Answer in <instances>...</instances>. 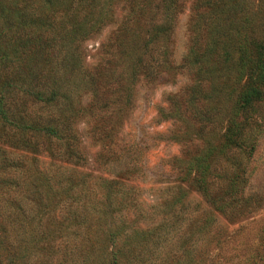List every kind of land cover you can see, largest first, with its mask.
Returning <instances> with one entry per match:
<instances>
[{
	"label": "rangeland",
	"instance_id": "obj_1",
	"mask_svg": "<svg viewBox=\"0 0 264 264\" xmlns=\"http://www.w3.org/2000/svg\"><path fill=\"white\" fill-rule=\"evenodd\" d=\"M78 1L0 0V33L4 28L8 29L3 17V12L6 11L7 21L10 23L8 34L11 39L9 43L11 51L20 47L15 46L16 40H23L30 34L24 27L26 14L35 15V21L38 23L34 45L27 56L29 64L26 66L24 63L21 66V70H25V75L37 74L43 63L42 61L40 64V10L51 14L56 28L59 26L60 16L68 17L67 29L71 27L76 15L79 16L78 21L90 20L84 25V29H88L86 38L82 37L85 40L70 43L69 47L63 44L65 34L61 29H56L55 35L49 32L41 33L42 44L48 43L53 46L50 55L52 70L45 76V80H49L47 84L51 85L56 77L63 83H71L74 76L69 72V68L74 55L78 53V56L82 57L85 69L90 72L87 78L93 82L94 89L97 85L99 87L96 96L91 92H80L73 85L69 87L73 105L76 110H80L74 122V131L78 137L76 150L84 159H78L79 155L71 159L65 150H62V143L40 137L36 139L34 149L16 152V160L24 162L22 170L13 165L9 172L3 173L0 168V192L12 190L9 196L6 194L0 198L1 203L7 206L9 202L18 199L17 205L23 206L24 211L29 212L31 220L38 217L40 209L42 223L40 232L47 233V236L53 235L52 237L56 239L50 246L46 244L47 249L40 253L37 262L39 264H62L66 260L71 262L72 251L69 248L76 247L79 257L87 258L89 264H97V256L103 253V237L100 234L96 235L95 228L98 224L95 222L101 204L105 201L106 189L102 186L104 180L115 181L119 184L118 189L121 188V193L114 196L116 201L125 207L123 214L117 216L120 222L137 227L136 229L153 227L161 220L157 218V214L151 213L152 206L167 204L163 212L169 219L175 211L188 208L194 213L195 218L189 226L186 221L178 232L181 236L178 241L180 247L191 238L196 243V230L201 220L207 216H216L219 225L212 222L209 229L214 234L223 230L235 232L242 228L241 235L235 240L232 239L233 241L231 240V243L221 251L222 257L217 264H245L248 259L251 262L249 257L252 261H258L262 256V252H258L260 239L264 237V138L252 164L256 173L248 189L249 193L259 195L262 203L251 213L238 216L236 214L237 217L228 220L220 213H216L203 196L182 183L186 166L196 156V147L201 150L205 146L196 140L198 129L204 124L195 117L196 112L184 104L192 77L187 69L183 68V62L191 46L192 30L197 29L201 32L198 39L202 46H206L211 42L208 38L207 28H210L208 24L213 23L211 27L219 24L225 31L224 35H228V23L223 17L216 23L215 20L208 18L201 23L200 18L196 16V0H179L175 16L169 20L173 25V35L167 46L170 64L167 67L158 66L154 76L145 78L141 74L134 79L130 74L131 62L125 59L123 52L120 53L121 49L117 48L118 39L114 32L121 22L133 11L136 13V10L138 14L141 13L142 23L167 21L164 19V5H157L154 8L158 0H131V4L127 0H116L114 20L99 30L97 26L91 24L94 19L92 16L89 19L88 14L91 10L87 6L80 8ZM95 1L96 6L91 5L95 7L92 11L99 15L101 5H104L106 0ZM140 3L143 6L142 10H138ZM148 3L152 5L150 14L147 9ZM201 25L202 30L199 28ZM141 36L142 39L139 36L138 39L132 40L133 43H143L144 36ZM110 39L113 43L111 46L108 45ZM222 40L229 42L226 36ZM101 64L107 69L106 77L95 75ZM217 83L224 90L230 82L225 77ZM174 96L180 99L177 116L171 112ZM22 100L29 113L40 112V116L44 118L51 113L58 114V109L41 108V104L39 108L29 99ZM89 102L95 105L92 109L94 116L89 119L82 118L79 105L86 106ZM220 104L223 111L227 112L231 108V102L224 97L220 99ZM99 106L106 107L104 110H98ZM224 119L225 115L221 118L222 124H218L216 129L205 130L204 138L209 143L220 144ZM176 136L179 140H176ZM7 147L0 144L2 151ZM5 177L11 178L13 183L3 182ZM70 184H76V188L66 195ZM17 185L18 188H15ZM128 188H136L135 194H128ZM186 194V199L177 202L180 195ZM70 197L72 199L75 197L77 201L73 203L74 200ZM65 199H68L67 202ZM48 205L57 207L55 210L43 208ZM7 207L9 210L13 208L17 211L14 204ZM143 209L147 214L144 215ZM148 215L151 217L150 223L154 221L153 224L145 223ZM74 216L77 220L70 222V218ZM0 217L5 219V221L0 219L3 221L0 224V237L4 233L10 241H20L22 237L19 233L23 227L21 217L13 215ZM83 217L84 224L79 225ZM61 225L65 230L58 229ZM179 245L175 246L165 259L180 258L183 248L180 249ZM179 249L180 252L177 253ZM194 250L196 255V248ZM141 251L140 246L135 250V255H139ZM174 260L171 259L168 264H174Z\"/></svg>",
	"mask_w": 264,
	"mask_h": 264
},
{
	"label": "trees",
	"instance_id": "obj_2",
	"mask_svg": "<svg viewBox=\"0 0 264 264\" xmlns=\"http://www.w3.org/2000/svg\"><path fill=\"white\" fill-rule=\"evenodd\" d=\"M158 1L154 8L157 5H164V19L167 21L142 23L141 13L138 14L136 10V13L133 11L127 16L114 32L118 39L117 48H120L123 57L131 62L132 73L130 74L134 79L141 74L145 78L154 76L158 71V66L167 67L170 64L167 46L173 35V25L169 20L174 18L179 0ZM95 2V0H79L77 4L80 8L87 6L91 10L88 14L89 19L94 18L91 24L100 30L114 20L116 0H109V2L106 0L105 4L101 5L102 10L99 15L92 11L95 7L91 5L96 6ZM127 2L131 4V0ZM141 4L138 10L143 9ZM147 9L150 14V9H152L150 3ZM196 16L200 18L201 23L207 18L215 20L216 23L220 17H223L229 29L228 35H224L225 31L219 24L215 27H211L213 23L208 24L210 25V28H207L208 38L211 42L206 46H202L198 39L201 32L197 29V31L192 30L191 46L183 62V68H186L192 77L184 104L196 112L195 117L204 124L198 129L196 140L201 141L205 146L201 150L196 147V156L186 166L182 183L203 196L216 213L232 220L238 215L251 213L262 203L259 195L249 193L248 189L256 173L252 164L264 138V0H196ZM3 17L9 29L10 23L7 21L6 11L3 12ZM78 18L79 16H74V22L67 29L68 17L60 16L59 26L56 28L51 14L40 10V64L42 61L43 63L37 74L27 73L25 75V70H21L24 63L26 66L29 64L27 56L34 45L35 30L38 28L35 15L26 14L24 17L25 30L30 34L23 40L15 41V46H20L15 51L10 50L11 39L8 29L4 28V31L0 33V140H2L0 144L8 146L4 151L0 149V168L3 173L9 172L13 165L22 170L24 162L16 160V152L34 149L36 139L40 137L62 143V150H65L71 159L79 155L76 150L78 137L74 131V122L80 110H76L73 105L69 87L73 85L80 92H91L93 96L97 95L99 87L97 85L94 89L93 82L87 78L90 72L85 69L82 57L78 56V53L74 55L69 68V72L74 76L73 81L63 83L59 77H56L51 85L47 84L49 80H45V76L52 70L50 55L53 46L48 43L42 44L41 39V33L49 32L55 35L56 29H61L65 34L63 38L65 47H69L70 43L85 40L88 29H84V25L90 20L78 21ZM201 27L203 29V25L199 26L200 29ZM141 35L144 36L143 43H133L132 40L138 39L139 36L142 39ZM225 36L229 39L227 43L222 40ZM112 44V39H110L108 45ZM70 54L73 55V53ZM105 73L107 74V69H104L101 64L96 69L95 75L102 77ZM225 77L230 83L223 90L216 82ZM223 97L231 102V108L227 112L220 107V99ZM22 99H29L38 106L41 104V108L58 109V114L51 113L44 118L40 116V112L29 113ZM172 105L171 112L177 116L180 105L178 96L173 97ZM79 106H81L82 118H93L94 110L92 109L95 107L93 103L89 102L86 106ZM105 107L99 106L98 110H104ZM223 115L225 119L221 142L220 144L209 143L204 138L205 130L207 128L216 129L218 124H222ZM176 140H179L178 136ZM79 156L78 159H84L83 156ZM3 182L13 183V180L5 177ZM102 186L106 189L105 201L99 209L95 222L98 224L95 233L103 237V253L100 256L97 254V264H168L171 259H175L174 264H217L222 257L221 251L231 243L232 239L235 240L241 235L242 228L235 232L223 230V232L214 234L209 229L212 222H217L219 225L218 218L207 216L197 227L196 243L192 238L188 239L187 243L181 245L183 251L180 258L165 259L168 253L179 245L178 241L181 236L178 232L186 221H188V226L190 225L195 218L194 213L188 208H181L175 211L169 219L163 212L167 204L161 203L150 208L151 213L157 214L161 222L153 227L136 229L137 227H132L123 221L120 222L117 218L120 213L123 214V208H125L114 198L121 193V188L117 187L119 184L115 181L104 180ZM15 188H18V185ZM75 188L76 184H70L66 195ZM128 190L127 193L133 195L136 188H128ZM11 193L12 190L0 192V198L2 199L6 194L9 196ZM186 197L187 194L180 195L177 202H181ZM67 200L65 199V202ZM72 200H74L73 203L77 201L75 197ZM11 202L8 205L14 204L17 211L13 208L9 210L8 205L4 206L0 200V216H20L23 227L19 235L22 238L20 241L15 240L16 243L10 241L1 232L0 264H39L37 258L42 251L47 249L46 244L50 246V243L56 239L52 237L53 235L47 236V233L40 232V209L38 217L31 220L29 212L24 211L23 206L17 205L18 199ZM56 207L48 205L43 208L55 210ZM145 214L147 213L144 210ZM146 218L148 219L145 223H154V221L150 223L149 215ZM0 219L5 221L1 217ZM71 220L75 221L77 218L74 216L70 218V222ZM3 221H0V224ZM82 223L84 224V217L79 225ZM69 225L70 223L67 224ZM64 228L61 225L58 229L65 230ZM260 242V251H258L262 252L260 259L252 261L249 257L251 262L248 259L245 264H264L263 236ZM140 246L141 253L135 255V250ZM194 248H196V255ZM69 249L72 251L71 262L66 260L62 264L67 262L69 264H89L87 258L77 255L76 247Z\"/></svg>",
	"mask_w": 264,
	"mask_h": 264
}]
</instances>
